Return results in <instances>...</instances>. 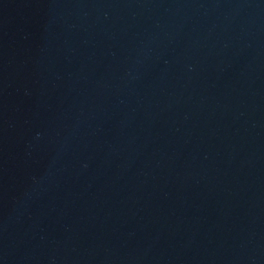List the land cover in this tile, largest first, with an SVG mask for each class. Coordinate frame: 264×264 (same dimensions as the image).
Returning <instances> with one entry per match:
<instances>
[{
  "label": "water",
  "instance_id": "95a60500",
  "mask_svg": "<svg viewBox=\"0 0 264 264\" xmlns=\"http://www.w3.org/2000/svg\"><path fill=\"white\" fill-rule=\"evenodd\" d=\"M0 264H264V0H0Z\"/></svg>",
  "mask_w": 264,
  "mask_h": 264
}]
</instances>
